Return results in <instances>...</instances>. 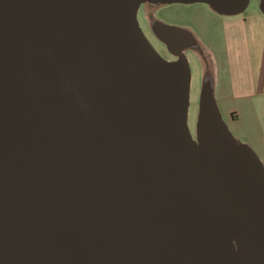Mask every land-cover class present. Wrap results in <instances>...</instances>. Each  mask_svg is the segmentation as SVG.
<instances>
[{"label":"water","instance_id":"1","mask_svg":"<svg viewBox=\"0 0 264 264\" xmlns=\"http://www.w3.org/2000/svg\"><path fill=\"white\" fill-rule=\"evenodd\" d=\"M195 3L249 0H0V264H264L263 163L209 75L191 136L198 42L137 19Z\"/></svg>","mask_w":264,"mask_h":264},{"label":"crops","instance_id":"2","mask_svg":"<svg viewBox=\"0 0 264 264\" xmlns=\"http://www.w3.org/2000/svg\"><path fill=\"white\" fill-rule=\"evenodd\" d=\"M218 17L198 38L207 52L200 57L204 77L232 135L264 160V16L253 8Z\"/></svg>","mask_w":264,"mask_h":264},{"label":"rangeland","instance_id":"3","mask_svg":"<svg viewBox=\"0 0 264 264\" xmlns=\"http://www.w3.org/2000/svg\"><path fill=\"white\" fill-rule=\"evenodd\" d=\"M253 8H259L258 0H249L248 7L245 12H250ZM152 14H156L160 18V22L176 26L179 28H184L190 31L198 42V47L194 50H187L185 56L188 59V64L190 67L191 82L189 91V104H188V117L187 126L192 137H195L196 132V121L198 114V104H199V93L202 85V80L204 77V72L202 69L200 57L206 56L207 52L202 50L199 45V36L202 37V31L205 25H212L213 21L219 15H216L207 5L201 3L195 4H171L159 7H154L146 4L141 7L139 13H137V19L141 29L144 34L154 46L156 51L165 59L172 60L173 56L169 54L165 46L156 40L148 32L149 17ZM146 22H148L146 24ZM207 58V59H206ZM209 57H205V61H208ZM226 124V123H225ZM227 126V125H226ZM229 130V129H228ZM230 131V130H229ZM235 137V136H234ZM237 138V137H235ZM240 140L239 138H237ZM244 143L242 140H240ZM245 144V143H244ZM259 157V156H258ZM259 159L264 165V160L260 157Z\"/></svg>","mask_w":264,"mask_h":264},{"label":"flooded vegetation","instance_id":"4","mask_svg":"<svg viewBox=\"0 0 264 264\" xmlns=\"http://www.w3.org/2000/svg\"><path fill=\"white\" fill-rule=\"evenodd\" d=\"M144 5H146V4H144ZM142 6H143V5L140 6V8H139V10H138V13L140 12ZM157 21H160V18L157 17L156 14H152V15H150V17H149V23L146 22V24H147V23L149 24L148 27H147V28H148V32H149V34H150V35L153 37V39L156 40V41H157L158 39L156 38L154 32L152 31V24L155 23V22H157ZM149 40H150V39H149ZM157 42H159V41H157ZM160 43H161V42H160ZM161 44H162V43H161ZM172 59H174V57H173Z\"/></svg>","mask_w":264,"mask_h":264}]
</instances>
